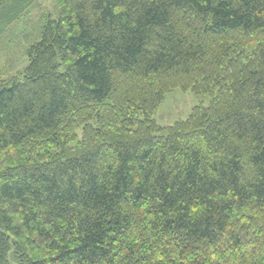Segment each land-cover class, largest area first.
<instances>
[{"label": "trees", "instance_id": "16d2710c", "mask_svg": "<svg viewBox=\"0 0 264 264\" xmlns=\"http://www.w3.org/2000/svg\"><path fill=\"white\" fill-rule=\"evenodd\" d=\"M39 27L0 63V264H264V0H51ZM177 89L210 102L161 125Z\"/></svg>", "mask_w": 264, "mask_h": 264}, {"label": "rangeland", "instance_id": "374dc122", "mask_svg": "<svg viewBox=\"0 0 264 264\" xmlns=\"http://www.w3.org/2000/svg\"><path fill=\"white\" fill-rule=\"evenodd\" d=\"M51 0H31L26 9L13 20V26L6 29L0 39V63L8 62L12 72L23 69L28 58L26 49L33 43L40 31L42 16ZM37 32L36 36L35 33ZM208 96H197L191 91L174 90L167 94L165 101L158 108L155 118L161 125H170L186 118L192 108L199 104H208Z\"/></svg>", "mask_w": 264, "mask_h": 264}]
</instances>
